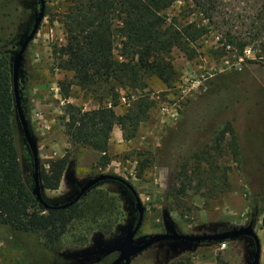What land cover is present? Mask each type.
Segmentation results:
<instances>
[{"label":"rangeland","instance_id":"374dc122","mask_svg":"<svg viewBox=\"0 0 264 264\" xmlns=\"http://www.w3.org/2000/svg\"><path fill=\"white\" fill-rule=\"evenodd\" d=\"M57 1L44 0L50 14L44 16L28 45L18 78L39 171L67 149L74 153L75 160L67 165L58 189L48 190L41 184L44 201L53 206L65 204L90 178L114 174L132 185L144 206L136 243L171 232V226L183 234H210L252 224L260 241V264H264V58L256 57L264 55V0H207L210 9L203 10L194 5L180 9L185 4L177 1L166 11L168 22L175 17L182 24L194 23L204 33L192 47L193 57L178 48L167 55L175 69L171 88L154 78L146 80L155 107L131 140H124L117 127L106 166L98 163L99 154L90 148L74 150L69 144L64 148L61 141L55 144L51 139L52 127L63 131L64 123L65 100L57 83L71 79V73L57 68L53 54L65 44L60 24L50 20ZM39 8L38 0H0V39L4 41L0 49L13 55L18 51ZM71 96L69 102L85 110L97 107L96 100L75 86ZM120 103L117 114L126 107L124 99ZM228 126L234 132L238 156L228 148L230 135L222 136ZM84 149L90 152L84 154ZM22 161L31 186L33 167L27 144ZM198 167L200 179L194 175ZM172 190L184 192L177 195L180 207L170 211L165 201ZM98 192L113 199L114 211L100 213L93 222L94 214L87 208L86 216L74 221L62 237L57 251L46 249L41 236L27 239L32 256L19 246L0 243V264H114L119 255L114 243L133 227L137 212L124 189L104 181L82 196L80 206L94 205ZM107 221L112 225L109 233L100 227ZM217 244L162 241L128 264H185V259L197 264L209 252L218 256L217 263L251 264L254 244L250 238L229 240L223 251Z\"/></svg>","mask_w":264,"mask_h":264},{"label":"trees","instance_id":"16d2710c","mask_svg":"<svg viewBox=\"0 0 264 264\" xmlns=\"http://www.w3.org/2000/svg\"><path fill=\"white\" fill-rule=\"evenodd\" d=\"M177 1L185 4L180 9H189L191 5L200 10L210 9L207 0H58L55 17L50 16L51 21L60 24L65 36V44L53 51L56 66L71 73L70 80L57 83L65 100L63 131L67 143L74 150H94L102 166L110 161L107 151L113 128L119 127L122 138L131 140L155 107L146 80L154 78L166 88L172 87L175 69L166 59L171 50L178 48L189 58L194 56L192 47L204 32L196 30L194 23L177 22L175 17L168 22L166 11ZM49 14V7L45 8V16ZM0 43L4 41L0 39ZM12 62V52L0 49V243L19 246L32 256L33 248L27 239L41 236L46 249L57 251L74 221L90 210L94 214L92 221L97 222V215L114 211L115 205L102 192L94 193V205L89 203L85 207L79 201L67 208H45L36 201L22 161L26 143L15 109ZM73 86L96 100L97 107L85 110L69 102ZM121 99L126 107L117 114L115 108L121 107ZM226 133L231 137L228 148L238 156L237 141L229 126L222 136ZM74 160L69 149L62 157L50 160L47 169L39 171L40 184L48 190L58 189L67 165ZM194 175L201 178L199 167ZM122 180L126 183L104 182L118 185L133 198L126 184L132 185ZM179 193L172 190L166 196L165 206L170 211L180 207ZM109 222L100 226L106 233L111 230ZM185 260V264H192Z\"/></svg>","mask_w":264,"mask_h":264},{"label":"water","instance_id":"95a60500","mask_svg":"<svg viewBox=\"0 0 264 264\" xmlns=\"http://www.w3.org/2000/svg\"><path fill=\"white\" fill-rule=\"evenodd\" d=\"M38 1L40 8L38 14L35 17L34 24L30 29L29 33L24 37L18 51L13 55L12 90L14 95L15 109L21 127V133L23 134V138L30 150L32 157V167H33L32 175H31L32 194L34 195L36 201L39 204H42L45 208H50V207L67 208L77 203L87 191H89L92 187H94L100 182L118 181L124 184L126 182H124V180H122V178H120L117 175L100 174L90 178L85 184L80 186L76 196L65 204L57 205V206L49 205L44 201L42 197L40 177H39V159H38L37 147L35 140L31 136L30 131L28 129L27 121L25 119L21 105V99L18 88L19 68L21 65L22 57L28 45L30 44V42L33 40L34 36L38 32V29L45 16V2L44 0H38ZM126 185L133 195L134 208L137 212V220L133 225V227L127 229L125 233L114 243L113 247L119 253L118 259L114 262V264H128L131 258L142 253L143 251H145L155 243L162 241H176V242H184L187 244H196L202 242L217 243V242H222L226 240L228 241L242 237H248L253 241L254 253L251 264H260V241L258 235L253 229L252 224H249L248 226L241 228H232L229 231L210 233V234H183L177 232L175 228L171 226L170 227L171 232L153 234L148 236L147 239H145L144 241L140 243H136L135 237L142 225L144 206L142 205L139 197L136 195V192L134 191L132 186L128 184Z\"/></svg>","mask_w":264,"mask_h":264},{"label":"crops","instance_id":"0c3cea01","mask_svg":"<svg viewBox=\"0 0 264 264\" xmlns=\"http://www.w3.org/2000/svg\"><path fill=\"white\" fill-rule=\"evenodd\" d=\"M118 130H117V127L113 128L112 133H111L112 138L117 137ZM50 135H51L52 141H54L55 144H59L62 142V145H65L64 148H67V146H68L67 138H66L64 132L62 131V129H59V127H56V126L52 127V129L50 131ZM59 141H61V142H59ZM89 152H90L89 149H84V154H88ZM61 157H62V155H61ZM61 183H62V179L60 181V186H61ZM217 249L222 250V251L224 250V249H220V243L217 244ZM197 264H216V254L214 252L207 253L205 256L198 258Z\"/></svg>","mask_w":264,"mask_h":264},{"label":"built area","instance_id":"2783aa9c","mask_svg":"<svg viewBox=\"0 0 264 264\" xmlns=\"http://www.w3.org/2000/svg\"><path fill=\"white\" fill-rule=\"evenodd\" d=\"M228 242L224 241L220 243V249H225L227 247Z\"/></svg>","mask_w":264,"mask_h":264}]
</instances>
